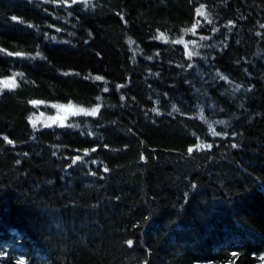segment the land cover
Returning <instances> with one entry per match:
<instances>
[{"label":"trees","instance_id":"trees-1","mask_svg":"<svg viewBox=\"0 0 264 264\" xmlns=\"http://www.w3.org/2000/svg\"><path fill=\"white\" fill-rule=\"evenodd\" d=\"M14 73L0 264H264V0H0Z\"/></svg>","mask_w":264,"mask_h":264},{"label":"rangeland","instance_id":"rangeland-1","mask_svg":"<svg viewBox=\"0 0 264 264\" xmlns=\"http://www.w3.org/2000/svg\"><path fill=\"white\" fill-rule=\"evenodd\" d=\"M3 80H14L15 76H7L5 78H1L0 81ZM11 87H5L0 85V92L4 89H8ZM32 104V103H31ZM54 105H62L63 107H54ZM33 111L31 112L30 117L36 118L39 117V119L36 121V128H49L54 127V125L57 126H65L67 123V120L72 117L76 116V114H82L86 115L85 112L77 111V109H84L83 107H80L78 105L73 104H62L57 103L55 101L53 102H41L39 104L33 105ZM85 110L90 111V108H87ZM29 123L31 126H33L32 122L29 119Z\"/></svg>","mask_w":264,"mask_h":264},{"label":"snow or ice","instance_id":"snow-or-ice-1","mask_svg":"<svg viewBox=\"0 0 264 264\" xmlns=\"http://www.w3.org/2000/svg\"><path fill=\"white\" fill-rule=\"evenodd\" d=\"M62 2L67 3V0H62ZM75 2H76V0H72V3H75ZM86 2H90V0H86ZM197 13H198L199 15H204V14H205V13H204L203 6H201V8H199V9H197ZM13 19H15V18H13ZM57 30L59 31V29H57ZM157 39H160V40H166L167 37H166L163 33H160V34L158 35ZM202 39H203V38H202ZM130 43H131V41H130ZM10 54H11V53H10ZM17 55H19V53H18ZM37 55H39V53H37ZM187 55L189 56V58H191L193 55H197V53H195V52H188ZM149 59H151V57H149ZM189 67H191V65H189ZM13 75H14V76L22 75V73H14ZM94 79H95V80H102L103 77H101V76H96V77H94ZM0 85L5 86V87H15V86H16L14 80H3V81H0ZM118 87H123V85H119ZM237 87H239V85H237ZM104 91H108V89L105 88ZM97 99H99V97H98ZM121 99H123V97H121ZM31 103H32L33 105H36V104H39V103H41V102H40V101H31ZM54 107H60V108H62L63 106H62V105H54ZM174 107H175V106H174ZM77 111L85 112L86 115H92V116H95V115L97 114L98 107H94V108H92L90 111L85 110V109H77ZM153 111H155V109H153ZM29 119H30V121L32 122L33 127H35V126H36V121L39 119V117H36V118L29 117ZM201 119H203V116H201ZM218 123H224V122H223V121H219ZM212 135L215 136V135H218V133H216V132L213 130V131H212ZM5 139H7V138H5ZM8 143H12V141L9 140ZM199 147L203 148V147H205V145H199ZM207 147H211V146L209 145V146H207ZM233 147H235V145H233ZM189 151H192V149H189ZM77 159H80V158L77 157ZM142 159H143V157H142ZM73 163H76V161L74 160ZM106 171H107V169H106ZM127 243H128L129 245H132L133 242H132V241H128Z\"/></svg>","mask_w":264,"mask_h":264},{"label":"clouds","instance_id":"clouds-1","mask_svg":"<svg viewBox=\"0 0 264 264\" xmlns=\"http://www.w3.org/2000/svg\"><path fill=\"white\" fill-rule=\"evenodd\" d=\"M128 246H131V245L128 244Z\"/></svg>","mask_w":264,"mask_h":264}]
</instances>
